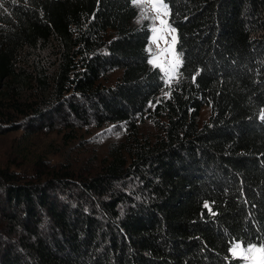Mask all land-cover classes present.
I'll list each match as a JSON object with an SVG mask.
<instances>
[{"label":"trees","instance_id":"obj_1","mask_svg":"<svg viewBox=\"0 0 264 264\" xmlns=\"http://www.w3.org/2000/svg\"><path fill=\"white\" fill-rule=\"evenodd\" d=\"M0 3V133H123L97 161L0 168V264H243L232 245L264 241V0H164L167 85L138 1Z\"/></svg>","mask_w":264,"mask_h":264},{"label":"rangeland","instance_id":"obj_2","mask_svg":"<svg viewBox=\"0 0 264 264\" xmlns=\"http://www.w3.org/2000/svg\"><path fill=\"white\" fill-rule=\"evenodd\" d=\"M137 1L144 10L141 11V16L143 13L149 14L152 23L146 46L149 54L148 61L150 59L154 61L152 65L159 68L164 84L167 85L176 78L179 66L176 63L177 56L174 50L176 35L175 32L171 31L173 27L167 21L168 9L161 6L160 0H154L155 9L153 8V0ZM153 29L156 31L154 32ZM173 37H175V42ZM119 71L117 69L110 71L100 79V83L104 85L112 83ZM207 116L208 109L206 106H202L198 113L197 123L200 124ZM3 125L6 127L9 124L3 123ZM59 128L60 131L57 132L41 131L28 135V137L20 129L0 133V168L9 165L11 169L17 171L29 170L31 169L30 164L38 155L47 156L51 162L65 158H72L84 164L89 160L97 161L106 156L109 147L117 145L123 134L122 128L119 126L81 128L76 131L77 133L71 141H67L63 138V131ZM138 129L141 134L151 136L156 132L149 122L142 123ZM233 246L234 244L232 248ZM232 248L230 249L232 256L239 257L240 250L237 249L234 254ZM256 261L259 264V254H257ZM243 264H253V261L243 259Z\"/></svg>","mask_w":264,"mask_h":264},{"label":"snow or ice","instance_id":"obj_3","mask_svg":"<svg viewBox=\"0 0 264 264\" xmlns=\"http://www.w3.org/2000/svg\"><path fill=\"white\" fill-rule=\"evenodd\" d=\"M13 2H15V0H13ZM134 3L137 2V0H133ZM161 6L164 7L165 9H167V4L164 3V0H160ZM0 7H3V4L0 3ZM153 8L155 9V3L153 0ZM161 23H164L163 21H161ZM153 31L155 32L156 30L153 29ZM172 32H175V28L171 29ZM173 41L175 42V37H173ZM167 43V41H165ZM150 51V49H149ZM176 56H177V60L176 63L182 65L183 64V60H182V52H179L178 50L176 51ZM150 64L154 63L153 60H149L148 61ZM198 75V73H197ZM264 118V117H262ZM209 206L207 204H205V208H208ZM239 249L240 250V255L239 258L240 259H245V260H252L253 264H257L256 261V257L257 254H259V264H264V241H261L259 245L254 244L252 242H238L235 243L232 251L235 254L236 250Z\"/></svg>","mask_w":264,"mask_h":264}]
</instances>
